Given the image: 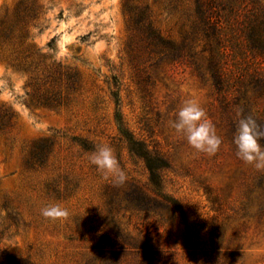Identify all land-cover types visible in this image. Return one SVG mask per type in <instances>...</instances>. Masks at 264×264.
<instances>
[{
	"label": "rangeland",
	"instance_id": "obj_1",
	"mask_svg": "<svg viewBox=\"0 0 264 264\" xmlns=\"http://www.w3.org/2000/svg\"><path fill=\"white\" fill-rule=\"evenodd\" d=\"M32 1L0 0V249L34 264H85L97 257L101 236L121 234L151 253L124 252L121 264H264V217L232 210L239 181L222 209L204 189H219L252 165L226 143L220 163L209 168L210 157L168 126L188 98L215 124L209 86L184 65L165 66L153 78L149 54L128 28L129 0H36L38 26L15 12ZM132 1L149 3L162 36L180 38L182 7L168 14L164 0ZM52 38L54 49L47 47ZM116 109L128 130L168 156L163 192L182 216L149 200L148 172L120 138ZM101 144L113 148L123 185L89 163ZM51 203L67 208V219L45 220L40 209Z\"/></svg>",
	"mask_w": 264,
	"mask_h": 264
},
{
	"label": "trees",
	"instance_id": "obj_2",
	"mask_svg": "<svg viewBox=\"0 0 264 264\" xmlns=\"http://www.w3.org/2000/svg\"><path fill=\"white\" fill-rule=\"evenodd\" d=\"M178 7H182V20L180 38L177 40L160 34L153 24L148 2L129 0L124 11L128 28L136 34L149 54L153 78L159 77L165 66L184 65L193 76L209 86V109L215 113L217 133L222 138L219 151L210 157L207 164L214 169L224 155L223 144L227 143L236 157L232 140L240 118L237 116L238 110L242 109V116L251 115L258 124H264V3L259 0H164L163 10L168 14ZM15 12L24 24L32 21V25H39L37 19L41 5L36 0L29 5L20 3ZM47 47L54 49V38L47 43ZM111 95L118 105L117 89ZM41 103L51 104L47 99ZM114 116L120 138L127 144L130 154L143 161L148 172L151 187V193H147L149 200H153L154 207L164 209L171 217L182 216L178 201L163 192L162 172L169 168L168 156L155 147L151 148L128 130L117 109ZM259 142L264 145V139ZM237 181L238 202L233 205V212L246 217L253 211V216L264 217V169L257 170L252 166L248 171L230 176L219 189H213L208 183L204 189L212 203L222 209L223 205L232 201ZM139 196H146V192L141 191ZM127 197L129 199V194ZM113 202L110 200V211L113 210ZM138 205L142 207L141 203ZM109 247L118 250L113 251ZM124 252L151 258L146 248L126 236L103 235L97 257L87 260L85 264H121ZM99 258L102 259L100 262ZM0 264L34 263L29 258L16 257L0 249Z\"/></svg>",
	"mask_w": 264,
	"mask_h": 264
},
{
	"label": "clouds",
	"instance_id": "obj_3",
	"mask_svg": "<svg viewBox=\"0 0 264 264\" xmlns=\"http://www.w3.org/2000/svg\"><path fill=\"white\" fill-rule=\"evenodd\" d=\"M242 109L237 111L240 117L232 143L235 155L245 164L255 169H264V124H258L251 116H242ZM168 126L181 136L195 152L214 156L220 149L222 138L217 133L215 124L207 118L201 103L195 98L185 99L175 113V119L168 121ZM104 180H111L114 186L123 185L127 176L119 165L113 148L109 144L99 145L88 157ZM40 215L48 221L62 222L69 216L67 208L59 203H51L40 209Z\"/></svg>",
	"mask_w": 264,
	"mask_h": 264
}]
</instances>
